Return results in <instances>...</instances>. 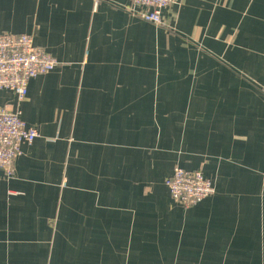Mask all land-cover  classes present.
Returning a JSON list of instances; mask_svg holds the SVG:
<instances>
[{
	"label": "crops",
	"instance_id": "1",
	"mask_svg": "<svg viewBox=\"0 0 264 264\" xmlns=\"http://www.w3.org/2000/svg\"><path fill=\"white\" fill-rule=\"evenodd\" d=\"M0 0L59 66L19 103L39 137L0 169V264H264V0ZM201 170L184 207L166 184Z\"/></svg>",
	"mask_w": 264,
	"mask_h": 264
},
{
	"label": "built area",
	"instance_id": "2",
	"mask_svg": "<svg viewBox=\"0 0 264 264\" xmlns=\"http://www.w3.org/2000/svg\"><path fill=\"white\" fill-rule=\"evenodd\" d=\"M98 1V0H95ZM181 0H132L128 10L156 25H167L163 11ZM59 61L34 42L31 34L0 32V90L15 93L19 103L28 94L33 78L47 74L59 66ZM37 127L28 125L20 109L12 111L0 106V169L8 178L14 176L15 161L24 144L39 137ZM166 184L172 199L184 207L195 205L215 193L213 182L201 170L174 168Z\"/></svg>",
	"mask_w": 264,
	"mask_h": 264
}]
</instances>
